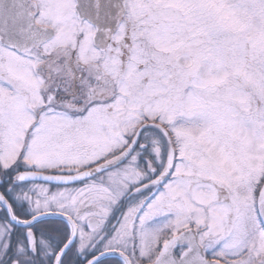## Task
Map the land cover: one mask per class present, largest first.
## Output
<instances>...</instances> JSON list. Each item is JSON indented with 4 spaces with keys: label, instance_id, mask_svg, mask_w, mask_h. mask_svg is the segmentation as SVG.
I'll list each match as a JSON object with an SVG mask.
<instances>
[{
    "label": "snow or ice",
    "instance_id": "obj_1",
    "mask_svg": "<svg viewBox=\"0 0 264 264\" xmlns=\"http://www.w3.org/2000/svg\"><path fill=\"white\" fill-rule=\"evenodd\" d=\"M0 264H264V0H0Z\"/></svg>",
    "mask_w": 264,
    "mask_h": 264
}]
</instances>
